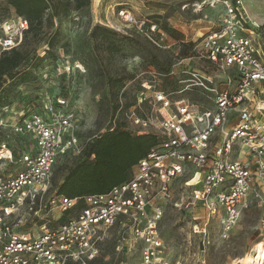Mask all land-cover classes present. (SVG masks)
<instances>
[{
  "label": "built area",
  "instance_id": "obj_1",
  "mask_svg": "<svg viewBox=\"0 0 264 264\" xmlns=\"http://www.w3.org/2000/svg\"><path fill=\"white\" fill-rule=\"evenodd\" d=\"M214 2L224 7L222 22L192 51L221 75L185 70L191 84L183 90L195 87L194 100L152 81L142 84L136 104L126 106L123 88L109 129L151 134L157 142L108 192L68 197L50 190L58 159L86 147L75 135L79 111L70 96L46 95L39 111L15 122L0 116V126L25 138L17 147L0 142V161L18 166L0 173V264H91L113 229L124 255L141 243L140 264H168L160 232L168 205L191 215L192 232L204 248L215 220L227 239L251 197L264 209V30L244 26L241 0ZM119 12L143 27L128 10ZM28 30L26 18L0 13V57L17 48Z\"/></svg>",
  "mask_w": 264,
  "mask_h": 264
},
{
  "label": "rangeland",
  "instance_id": "obj_2",
  "mask_svg": "<svg viewBox=\"0 0 264 264\" xmlns=\"http://www.w3.org/2000/svg\"><path fill=\"white\" fill-rule=\"evenodd\" d=\"M241 1L239 13L244 26L260 25L263 31L264 0ZM56 2L62 10L66 0ZM2 6L3 18L15 13L5 1ZM121 9L144 22L143 27L127 23ZM223 15V5L214 0H91L79 10L72 8L67 17H52L47 12L43 24L29 30L17 47L24 57L21 65L0 78V116L15 122L39 111L46 95L70 96L79 111L75 135L83 148L110 127L125 86L126 106L136 104L142 84L152 81L175 97L194 100L195 87L183 90L191 84V75L184 71L217 79L221 73L201 62L192 47L205 33L220 26ZM151 25L157 28L152 31ZM201 97L205 104H211L206 96ZM21 139L25 138L11 127L0 126V142L7 140L17 147ZM86 154L83 148L79 155L58 159L51 177L52 193ZM17 169L15 162L0 161V173ZM263 212L251 197L230 237H220L215 220L210 243L204 248L192 232L191 215L168 205L160 223L168 249L164 258L168 264H243L240 260L249 253L258 264H264V250L260 256L255 252L258 243L264 244ZM141 249V243L131 244L124 255L113 229L100 256L91 264H140Z\"/></svg>",
  "mask_w": 264,
  "mask_h": 264
},
{
  "label": "trees",
  "instance_id": "obj_3",
  "mask_svg": "<svg viewBox=\"0 0 264 264\" xmlns=\"http://www.w3.org/2000/svg\"><path fill=\"white\" fill-rule=\"evenodd\" d=\"M90 1L66 0L63 9L59 10L56 0H5L17 15L29 21V30L41 26L47 12L52 17H67L72 8L79 10ZM23 59L17 48L3 53L0 57V78L12 73L21 65ZM156 142L157 137L151 134L137 135L120 126L113 130L108 128L86 145V158L70 168L59 186L58 193L68 197H80L108 192L128 178L133 165Z\"/></svg>",
  "mask_w": 264,
  "mask_h": 264
},
{
  "label": "bare ground",
  "instance_id": "obj_4",
  "mask_svg": "<svg viewBox=\"0 0 264 264\" xmlns=\"http://www.w3.org/2000/svg\"><path fill=\"white\" fill-rule=\"evenodd\" d=\"M263 250H264V244L262 242L258 243L256 245V248H255V252L257 253L258 252V255H262L263 253ZM240 262H242L243 264H258L257 261H256V258L255 256L251 255V254H247L246 256H244Z\"/></svg>",
  "mask_w": 264,
  "mask_h": 264
}]
</instances>
